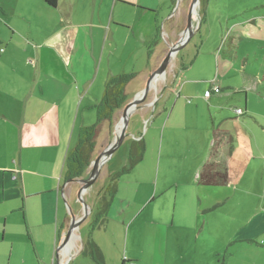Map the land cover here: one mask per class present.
Listing matches in <instances>:
<instances>
[{"label": "crops", "instance_id": "1", "mask_svg": "<svg viewBox=\"0 0 264 264\" xmlns=\"http://www.w3.org/2000/svg\"><path fill=\"white\" fill-rule=\"evenodd\" d=\"M35 1L0 0V264L62 263L57 242L70 220L64 203L77 197L75 180L64 178L65 157L79 128L95 121L94 105L107 79L133 72L125 86L126 100L111 121L119 120L123 106L145 86L163 50L187 22L183 27L182 22L175 27L170 22L165 29L171 13L163 16L174 0H159L154 9L152 4L122 1L134 10L129 21L112 9L91 24L75 21L77 0H57L55 25L44 31L42 44L31 45L21 40L20 24L31 15ZM186 2L188 7L191 0ZM196 3L192 23L195 27L199 20V26L177 51L172 68L167 66L165 76L156 79L157 88L145 99L149 105L136 110L126 125L124 153L128 157L130 144L137 141L143 147L141 158L118 176L101 225L94 219L98 195L90 204L93 233L74 255L83 253L91 239L103 264L111 256L119 264H264V205L248 212L232 202L243 188L253 156L247 145L244 157L237 155L243 144L231 121L246 113L239 95L246 96L245 86L258 80L250 74L240 84L239 78L199 74L214 59L219 66V54L214 58L218 49L220 62L228 67L231 60L242 61V66L249 52L240 60L237 45L245 32L239 22L228 25L227 20L223 31L219 21L220 31L213 33L206 23L210 0ZM185 16L184 9L175 20L185 21ZM85 24L86 46L76 42L78 27ZM94 26L100 40L93 35ZM27 32L34 36L31 29ZM159 32L166 39L164 46ZM210 34L216 39L205 44ZM157 91L162 92L155 99ZM235 107L242 111L235 112ZM111 121L102 124L106 130ZM147 147L150 158H145ZM125 163L109 169L107 181ZM83 254L97 264L89 252Z\"/></svg>", "mask_w": 264, "mask_h": 264}, {"label": "rangeland", "instance_id": "2", "mask_svg": "<svg viewBox=\"0 0 264 264\" xmlns=\"http://www.w3.org/2000/svg\"><path fill=\"white\" fill-rule=\"evenodd\" d=\"M122 1L131 4H138L144 7H148L146 5L152 4L153 7L151 8L153 9L157 7L156 5H158L159 2V0H77L73 6L75 21L79 23L84 20L85 22H89V24L95 23L99 19L100 15L104 17L106 14L110 13V11L112 12V9H114V12H112L114 15L117 16L118 14H121L120 17L129 21L134 10L126 3H121ZM114 2H116L115 6L113 5ZM186 3V0H174L172 7L163 16L164 19V17L166 18V15L171 13V16L165 24V29H169L167 26L168 23H174L177 21L175 18L180 12H183L184 9L186 12L188 11L189 6L186 7ZM59 7L63 8L65 6L60 3ZM29 10L31 15L27 16V19L22 21L20 24V29L22 31L20 32V36L22 41H28L31 45H37L41 43L40 41L42 40L44 31L46 32L52 29L55 25L54 23L57 21V14L59 11L55 7L45 4L42 0H36L35 3H33V6H30ZM143 15L147 16L148 14ZM207 17L208 19L206 23L210 25L213 33L215 30H218L217 32L220 31L218 24L219 21L222 22L223 31L227 27V20L229 21L228 25H231L233 21L239 22L240 26L244 28L245 33H243L238 42L237 54L240 57V60L242 57L246 56L247 52H249V57L242 66V61L234 62L231 60L232 62H229L230 66L228 67L220 62L221 58L223 59V56L222 51L218 49L214 54V58H216L217 54H219V66L214 59L213 65L211 67L209 66V68L207 67L204 71L201 70L199 74L205 76L213 73L215 77L219 74L222 77L232 78L233 80L239 78L240 84L246 80V77H250V74L255 77V81L258 80L256 85L253 84L252 86H245L247 93L246 96H244V94L239 95V105L240 107H244L245 105L246 113L242 115V117H233L231 121L232 124L235 125V133L238 135V141L243 144L239 146L237 155L240 159H242L247 145L249 155L253 156L252 159L247 162L248 165L252 163L251 167H249L243 174L245 176L244 181H241L243 188L238 190L237 195L234 197L232 202L239 205L240 208L244 206L248 212H250L253 207L264 205V0H210L209 14ZM251 19H254V21H251ZM186 20L187 17L185 18V21L178 20V23L182 22L181 24L183 27ZM114 22L123 24L117 20H114ZM243 22H247V24H244ZM89 24H85L84 26L80 25V27H78L76 42L78 41L80 45L83 43H85V46L89 44V38L87 36ZM205 27L207 26L203 25V28ZM29 29L32 30L34 36L36 35L35 37L28 34L27 30ZM98 30V26L93 27V35L96 40L101 39V35L98 34ZM59 36L60 35L55 38H58ZM179 36V34L174 35L173 40L178 39ZM221 36L222 35L220 33L217 34L218 39L221 38ZM194 38L195 37L193 36V39ZM214 38L216 39L215 35L210 34L208 36V41H206L205 44L212 42ZM158 39L160 45L164 46L166 44V39L161 32H159ZM163 51L164 52L162 53L165 54L167 49H164ZM201 56L199 55L196 60L200 59ZM203 57L208 58V55L203 54ZM176 59H178V56L175 55L169 62V70L172 68V65L170 64H172ZM195 64H197V61H195ZM236 69L239 71H236ZM151 90L149 91V94L153 91ZM133 95L134 94H132V96ZM146 98H148V96ZM117 120L118 118H114L107 130L106 126H101V130L96 139V145L92 158H94L96 154L112 140L114 136V125ZM144 127L145 125H142V131ZM153 153L155 152L153 151ZM150 154H152V152L150 148L147 147V150L145 151V158H150ZM126 157L127 156L124 153V143L122 142L116 147L108 160L105 161L104 168L102 167L103 170L101 169L99 176L84 193L85 200L89 203V205L93 204V200H95L98 195L99 188L107 181L106 172L109 169L120 167L122 163L126 162ZM145 164L148 165L146 159ZM252 166L254 168H252ZM89 168L90 167L86 168L82 175L83 177L87 175ZM79 184L81 183L75 181L72 184V187L77 190L80 186ZM64 206L67 214L70 213V211L76 214V216H79L82 213L81 203L77 200V197L68 199L67 204L64 203ZM91 211L87 217L80 224H78L79 226L75 230L79 237L75 240V246L70 250L72 252H75L76 249L80 247L81 242L93 233L92 223L90 222L92 214ZM241 213L243 212L240 211V214ZM59 242L60 238L57 242V248ZM112 249L113 247L110 248L111 251ZM61 255L62 251H60L59 257H61ZM76 255H74L67 264H94L90 260L89 256L87 257L83 253L77 256ZM108 259V264L120 263V260L116 259L115 256L108 257Z\"/></svg>", "mask_w": 264, "mask_h": 264}, {"label": "trees", "instance_id": "3", "mask_svg": "<svg viewBox=\"0 0 264 264\" xmlns=\"http://www.w3.org/2000/svg\"><path fill=\"white\" fill-rule=\"evenodd\" d=\"M49 6H55L57 0H42ZM134 73H121L112 75L105 83L100 99L95 103L96 118L93 123L83 125L79 128L78 139L76 143L69 148L65 157V179H75L82 176L90 160L93 157V151L96 145L97 136L101 126L106 121H111L114 110L120 107L126 100L125 86L133 77ZM143 147L139 142H133L129 146L126 163L118 170L109 175L108 181L98 193L95 208L96 224L101 225L105 219L106 209L110 203L112 195L116 191L118 176L128 171L133 164L140 160ZM89 252L97 264H103L101 251L97 244L89 239L82 251ZM125 260V259H124Z\"/></svg>", "mask_w": 264, "mask_h": 264}, {"label": "water", "instance_id": "4", "mask_svg": "<svg viewBox=\"0 0 264 264\" xmlns=\"http://www.w3.org/2000/svg\"><path fill=\"white\" fill-rule=\"evenodd\" d=\"M198 0H191L189 4V8L187 11V22L184 28H182L181 35L178 39L173 41L172 43H168V50L166 54H164L163 59L158 64L157 67H155L154 70H152L148 78L146 80L145 86L140 89L138 92L134 93L132 98L126 102V104L123 106V112L121 114L120 119L118 122L114 125V136L112 140L106 145L100 152L96 154L94 158H92L88 164L89 170L87 172L86 176H79L75 179H68V180H75L77 182H80V186L78 187L76 191L77 200L81 203L82 207V213L79 216H76L73 212L70 211V220L67 229L65 230L63 236L60 239V242L58 244V250L62 251V249L65 247L68 252V254H65L62 252V263L61 264H67L68 261L74 256L75 252H72L68 249L67 245L68 242L72 236V233L78 228V224H80L89 214L90 212V205L85 200L84 193L87 191V189L92 185V183L96 180L98 177L100 170L102 168V165L105 163V161L111 156L113 151L116 149V147L121 143L124 136L126 135V125L128 123L129 118L136 112V110L142 109L144 106L149 105L146 104L145 99L146 96L151 88H157V85L154 83L156 82V78H162L165 76L166 68L169 64V62L172 60V58L177 54V51L189 40V38L194 33V29H196L199 26V20L197 21V24L195 27H193L192 19L196 12V2ZM178 21L173 23V27L177 26ZM162 91H157L156 98L157 99ZM153 104V103H152ZM79 237V235H78Z\"/></svg>", "mask_w": 264, "mask_h": 264}, {"label": "bare ground", "instance_id": "5", "mask_svg": "<svg viewBox=\"0 0 264 264\" xmlns=\"http://www.w3.org/2000/svg\"><path fill=\"white\" fill-rule=\"evenodd\" d=\"M155 84H156V82L154 83V85ZM77 237H78V234L74 231V233H72V236H71V238H70V240L68 242V245H67V247H68L69 250L72 249L75 246V244H76V241L75 240L77 239ZM65 250H66V248H65ZM65 250H63L64 255L65 254H68V252L65 251Z\"/></svg>", "mask_w": 264, "mask_h": 264}, {"label": "built area", "instance_id": "6", "mask_svg": "<svg viewBox=\"0 0 264 264\" xmlns=\"http://www.w3.org/2000/svg\"><path fill=\"white\" fill-rule=\"evenodd\" d=\"M205 94L208 95L209 94V90H207ZM234 111L237 112V113H240V111H242V109L240 107H235ZM130 264H135V263L131 262Z\"/></svg>", "mask_w": 264, "mask_h": 264}]
</instances>
